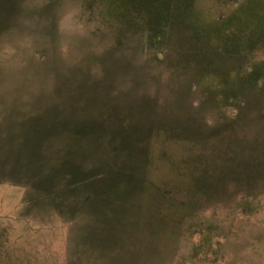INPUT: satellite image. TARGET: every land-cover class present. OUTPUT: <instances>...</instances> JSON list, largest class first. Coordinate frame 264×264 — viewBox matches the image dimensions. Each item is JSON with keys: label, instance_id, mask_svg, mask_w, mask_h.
Listing matches in <instances>:
<instances>
[{"label": "rangeland", "instance_id": "obj_1", "mask_svg": "<svg viewBox=\"0 0 264 264\" xmlns=\"http://www.w3.org/2000/svg\"><path fill=\"white\" fill-rule=\"evenodd\" d=\"M0 264H264V0H0Z\"/></svg>", "mask_w": 264, "mask_h": 264}]
</instances>
